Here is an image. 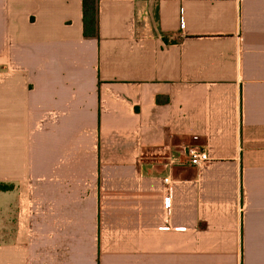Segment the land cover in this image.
Masks as SVG:
<instances>
[{
  "label": "crops",
  "instance_id": "0c3cea01",
  "mask_svg": "<svg viewBox=\"0 0 264 264\" xmlns=\"http://www.w3.org/2000/svg\"><path fill=\"white\" fill-rule=\"evenodd\" d=\"M0 183V264H264V0H0Z\"/></svg>",
  "mask_w": 264,
  "mask_h": 264
},
{
  "label": "trees",
  "instance_id": "16d2710c",
  "mask_svg": "<svg viewBox=\"0 0 264 264\" xmlns=\"http://www.w3.org/2000/svg\"><path fill=\"white\" fill-rule=\"evenodd\" d=\"M84 32L87 37H96L98 32V0H83ZM0 183V192L10 190Z\"/></svg>",
  "mask_w": 264,
  "mask_h": 264
},
{
  "label": "built area",
  "instance_id": "2783aa9c",
  "mask_svg": "<svg viewBox=\"0 0 264 264\" xmlns=\"http://www.w3.org/2000/svg\"><path fill=\"white\" fill-rule=\"evenodd\" d=\"M189 164L192 166H201L209 160L208 153L197 147H192L188 151Z\"/></svg>",
  "mask_w": 264,
  "mask_h": 264
}]
</instances>
